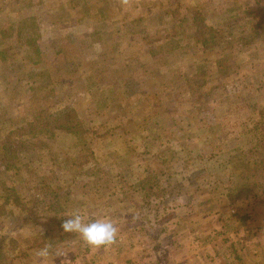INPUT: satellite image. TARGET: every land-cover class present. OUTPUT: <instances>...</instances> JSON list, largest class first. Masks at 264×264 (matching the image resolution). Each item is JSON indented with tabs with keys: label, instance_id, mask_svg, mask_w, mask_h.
I'll use <instances>...</instances> for the list:
<instances>
[{
	"label": "rangeland",
	"instance_id": "rangeland-1",
	"mask_svg": "<svg viewBox=\"0 0 264 264\" xmlns=\"http://www.w3.org/2000/svg\"><path fill=\"white\" fill-rule=\"evenodd\" d=\"M197 12L216 32L202 30L206 47L196 44ZM195 74L208 75L200 99L189 85ZM63 103L86 134L17 151L23 178L46 177L61 203L34 207L29 224L0 217L8 264H238L243 251L264 252L260 192L248 185L230 202L208 162L248 147L252 122L264 124V0H0V140ZM157 157L184 194L171 199L170 216L159 207L137 215L128 185ZM76 159L89 169L74 171ZM234 162L227 170L236 174ZM10 176L0 175L8 188ZM77 210L116 220L117 243L94 249L65 233ZM45 244L66 256L38 258ZM201 246L210 250L198 254Z\"/></svg>",
	"mask_w": 264,
	"mask_h": 264
},
{
	"label": "trees",
	"instance_id": "trees-1",
	"mask_svg": "<svg viewBox=\"0 0 264 264\" xmlns=\"http://www.w3.org/2000/svg\"><path fill=\"white\" fill-rule=\"evenodd\" d=\"M193 26L196 27V34L194 35L197 36V47H206L208 41L202 30L206 29L210 33L212 30L204 26L199 12L193 15ZM175 27L181 28L185 26L178 25ZM215 36L216 32L213 31L210 37L214 38ZM29 40L32 41V38H29ZM33 41L35 42V40ZM207 77L208 75L206 74H195L189 82L190 89L194 95L199 97L198 99L201 98V89L206 83ZM252 126L255 127L256 134L251 139L250 137L248 138L250 143L248 147L235 148L226 152L224 154L226 160L222 164L217 163L219 160L208 159V162L211 163L215 181L218 185L224 186V190L228 191L230 202L243 197L245 193L242 190L245 191L248 185L256 187L264 199V124L256 120L252 122ZM218 127L221 126L218 125L216 128ZM224 127H227V124H224ZM249 132L247 130V133ZM59 134L74 137L76 140L86 134L77 116L76 109L70 103H63L60 107L53 108V112L46 114L40 120L35 119L24 128L18 129L15 133H9L0 140V175L3 172H7L11 174L10 177L12 179L10 188L0 182V217L14 216L17 213L24 216V219H21L23 223L29 224L35 219V214L32 212L34 207L37 211H40L41 208L51 207L52 204H49L50 200H53L57 205L61 203V197L49 187L46 177L29 184L23 178L17 164L18 150L30 148L34 144H41L50 138H56ZM76 145H79L80 149L83 147L78 142H75L74 147ZM79 148L74 150L73 155L80 151ZM234 161L237 162L238 166L234 165L233 168L239 169L236 174L227 170V164ZM74 166L84 170H88L90 167L89 162H84L81 159H76L73 163L74 171L77 172ZM225 168L227 172H224L223 176L227 175V182L219 176V172ZM169 170V167H164V164L160 163V159L157 157V162L154 161V167H147L146 174L142 173L139 177L131 179L128 185L131 197L140 201L137 205L132 204L137 208L131 206L139 212L137 215H143L142 210L149 212L153 207H159V216H170L173 207L171 199H177L184 192L183 190L182 192L179 191L180 185L177 187L172 182L171 171ZM89 171L88 175L97 176L98 172L94 169L91 168ZM124 185L126 184L124 183ZM162 209H166V212H162ZM144 217L147 219L148 216L145 215ZM37 224L39 223L36 222L35 225ZM1 247L0 264H5L7 257ZM30 249L31 246L27 244L25 251ZM8 263L7 259L6 264Z\"/></svg>",
	"mask_w": 264,
	"mask_h": 264
},
{
	"label": "clouds",
	"instance_id": "clouds-1",
	"mask_svg": "<svg viewBox=\"0 0 264 264\" xmlns=\"http://www.w3.org/2000/svg\"><path fill=\"white\" fill-rule=\"evenodd\" d=\"M61 225L65 233L77 234L83 243L94 249L109 248L118 241L119 227L113 218L104 215L97 219H88L78 210L67 216ZM36 256L42 260L64 257L66 253L61 248L53 249L51 244H45L36 251Z\"/></svg>",
	"mask_w": 264,
	"mask_h": 264
},
{
	"label": "crops",
	"instance_id": "crops-1",
	"mask_svg": "<svg viewBox=\"0 0 264 264\" xmlns=\"http://www.w3.org/2000/svg\"><path fill=\"white\" fill-rule=\"evenodd\" d=\"M223 197V196H222ZM222 197H220V199H218V200H221V198ZM225 197V196H224ZM223 197V198H224ZM225 201H227V200H225ZM221 202V201H220ZM223 203H225L224 201H222ZM246 203H248V201H245ZM251 204V203H250ZM252 205V204H251ZM248 211V212H247ZM247 211H246V213H250V212H252L253 213V215L256 213V207H254V206H249V207H247ZM253 217V216H252ZM264 222V220L262 221V223ZM263 226H264V223L262 224ZM262 226V227H263ZM191 230H194V228L193 229H191ZM260 230H262V229H258L257 228V232H259ZM160 236L158 235V234H156V235H154V234H152V238L149 240V241H152V242H158L159 241V238ZM158 239V240H157ZM147 242V241H146ZM194 244V243H193ZM193 244L191 245V247L193 248L194 246H193ZM205 250H210L209 249V246H207V248L206 247H202L201 246V248L200 249H198V251H197V253L199 254V252H201V253H203V252H205ZM253 254H257L256 256H254V257H251L250 258V256H247V255H249L250 253L248 252V253H245L244 251H243V255H244V257L243 256H241L240 257V259H242V260H240L239 261V263L238 264H264V252L262 253L261 251H258V253H257V251H253L252 252ZM248 258H250V259H248ZM252 258H254V259H252ZM230 264H234V263H230Z\"/></svg>",
	"mask_w": 264,
	"mask_h": 264
}]
</instances>
